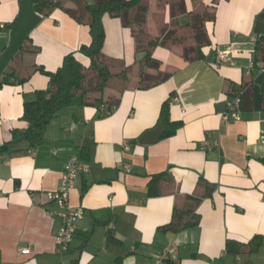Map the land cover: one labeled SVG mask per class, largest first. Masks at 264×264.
Listing matches in <instances>:
<instances>
[{
    "label": "crops",
    "instance_id": "crops-1",
    "mask_svg": "<svg viewBox=\"0 0 264 264\" xmlns=\"http://www.w3.org/2000/svg\"><path fill=\"white\" fill-rule=\"evenodd\" d=\"M66 5L74 4L66 0ZM103 24V52L121 67L133 66L131 83L110 91L120 98L111 114L77 96L51 120L42 144H22L0 155V264H113L119 257L123 264H264V64L254 67L252 39L264 36V0L220 2L215 22L208 23L212 45L204 49V59L186 60L177 46L156 47L153 57L171 76L147 89L135 86L144 53L136 52L131 28L110 14ZM27 40L39 47L26 57L37 67L56 71L72 52L82 64L90 63L79 52L92 41L87 25L62 8L43 15L33 0H0V81ZM226 47L232 49L230 60L218 63L217 53ZM249 79L252 109L240 110L238 120L226 119L229 84ZM48 85L40 71L22 83L11 76L0 85V144L10 141L15 129H27L24 103ZM167 99L171 120L182 126L172 136L140 143L141 135L161 123ZM205 140L211 149L200 147ZM73 154L90 167L70 195L71 205L86 213L70 249L59 253L61 220L46 193L59 186ZM163 171L171 173L174 186L148 196L151 176ZM193 196L200 200L195 203ZM177 207L194 209L199 223L164 230ZM255 235L263 236L257 251L227 252L229 239L247 243ZM172 246L177 252L164 258Z\"/></svg>",
    "mask_w": 264,
    "mask_h": 264
},
{
    "label": "trees",
    "instance_id": "trees-1",
    "mask_svg": "<svg viewBox=\"0 0 264 264\" xmlns=\"http://www.w3.org/2000/svg\"><path fill=\"white\" fill-rule=\"evenodd\" d=\"M37 10L48 15L56 8H62L72 18L89 27L92 41L83 44L79 52L90 60L88 66L81 63L75 53L67 54L61 66L56 71H48L43 66H38L34 60H26L28 55L34 56L39 47L27 40L21 47L11 65L10 71L0 85L10 82L13 76L19 83L28 80L34 71H40L49 77V85L45 89L35 90L33 97L24 103L23 117L28 123L25 130L15 129L12 139L0 144V155L20 150L22 144L27 148H35L42 144L44 133L51 120L66 106L72 103L77 96H82L85 104L97 105L101 108L105 105L114 109L120 100L117 93L110 92L117 89L120 92L131 83L133 66L120 67L114 70L116 60L107 57L103 52L105 42V28L103 16H111L121 19L124 26L131 28L137 53H144L139 61L138 81L135 86L147 89L166 81L170 72L160 70V60L153 57L156 47H170L180 45L181 53L186 60L193 61L206 57L204 49L211 47L212 40L208 31V23L215 22L217 7L222 1L227 0H191V8L188 0H157L164 2L169 16L178 19L187 14L186 27L190 31V38L180 35L177 29L164 27L156 36L148 35L145 25L149 12L148 0H70L73 6H67L66 0H33ZM191 41H189V40ZM254 67L264 64V36L258 35L254 40ZM259 67V66H258ZM257 67V68H258ZM26 73H23L25 72ZM22 75V76H21ZM227 92L229 98H240V110H250L253 106L252 79L247 80L241 86L230 83ZM158 122L164 124L163 137H169L176 133L182 126L181 121H173L170 118L169 100L162 104ZM41 131L37 133L36 131ZM81 156L87 158V152L82 150ZM264 164V156L261 158ZM167 186H174L173 176L168 171L156 173L151 176L148 183V196H159L165 192ZM195 203L199 197H190ZM199 223V215L194 209L181 210L175 208L173 219L163 226L164 230L178 232L195 226ZM90 232H85L87 241ZM109 237L112 236L111 232ZM263 244V236L255 235L249 242L242 243L229 239L226 250L237 255L243 252H255ZM113 264H123V257H119Z\"/></svg>",
    "mask_w": 264,
    "mask_h": 264
},
{
    "label": "built area",
    "instance_id": "built-area-1",
    "mask_svg": "<svg viewBox=\"0 0 264 264\" xmlns=\"http://www.w3.org/2000/svg\"><path fill=\"white\" fill-rule=\"evenodd\" d=\"M255 38V35L252 36L253 40H255ZM231 53V48H221L217 53V62L222 63L229 61ZM239 103V97L229 98L228 108L225 115L226 119H228L229 116L235 120L240 119ZM101 110L105 115L112 113V109L107 108L105 105L101 107ZM3 123L4 118L0 114V125ZM10 123H12L11 120ZM200 147L202 149H211L213 145L209 140H205L201 143ZM125 149H130V145L125 144ZM89 172V165L81 159L78 154H73L65 163L59 186L55 190H51L46 193L47 199L56 207V210L52 213L56 214L61 220V225L56 236L57 252L59 253H65L70 249L77 232V223L85 216L86 211L84 207H75L71 205L70 195L72 189L76 186L79 176ZM20 250L23 253H29L30 251L28 247H22ZM176 252L177 247L172 246L164 253L163 257L168 259Z\"/></svg>",
    "mask_w": 264,
    "mask_h": 264
},
{
    "label": "rangeland",
    "instance_id": "rangeland-1",
    "mask_svg": "<svg viewBox=\"0 0 264 264\" xmlns=\"http://www.w3.org/2000/svg\"><path fill=\"white\" fill-rule=\"evenodd\" d=\"M148 2L149 12L147 17V23L145 25V29L148 35L156 36L160 34L162 28L168 27L177 29L180 35H185L187 38H190V31L186 27V23L188 21L187 14L179 16L178 19H173L169 16V12L164 2L159 4L157 3V0H148ZM173 46H177L180 48V45L178 44H175ZM120 67L121 64L117 62V64L114 65V70L120 69Z\"/></svg>",
    "mask_w": 264,
    "mask_h": 264
},
{
    "label": "water",
    "instance_id": "water-1",
    "mask_svg": "<svg viewBox=\"0 0 264 264\" xmlns=\"http://www.w3.org/2000/svg\"><path fill=\"white\" fill-rule=\"evenodd\" d=\"M164 130H165L164 124L160 123L155 128L150 129L146 131L143 135H141L138 141L142 144H150L156 142L161 138V136L164 133ZM36 132L40 133L41 131L37 130Z\"/></svg>",
    "mask_w": 264,
    "mask_h": 264
}]
</instances>
